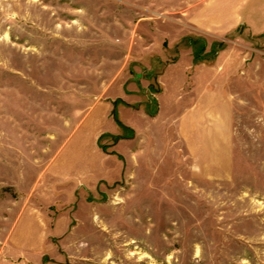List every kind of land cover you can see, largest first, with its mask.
Here are the masks:
<instances>
[{"label": "rangeland", "instance_id": "374dc122", "mask_svg": "<svg viewBox=\"0 0 264 264\" xmlns=\"http://www.w3.org/2000/svg\"><path fill=\"white\" fill-rule=\"evenodd\" d=\"M0 264H264V0H0Z\"/></svg>", "mask_w": 264, "mask_h": 264}]
</instances>
